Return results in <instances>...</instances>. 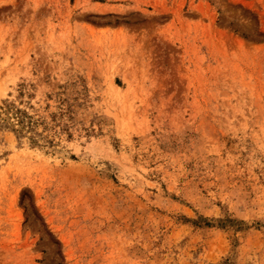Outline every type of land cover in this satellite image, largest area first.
Returning a JSON list of instances; mask_svg holds the SVG:
<instances>
[{
  "label": "rangeland",
  "instance_id": "obj_1",
  "mask_svg": "<svg viewBox=\"0 0 264 264\" xmlns=\"http://www.w3.org/2000/svg\"><path fill=\"white\" fill-rule=\"evenodd\" d=\"M0 264H264V0H0Z\"/></svg>",
  "mask_w": 264,
  "mask_h": 264
},
{
  "label": "trees",
  "instance_id": "obj_2",
  "mask_svg": "<svg viewBox=\"0 0 264 264\" xmlns=\"http://www.w3.org/2000/svg\"><path fill=\"white\" fill-rule=\"evenodd\" d=\"M21 122V121H20Z\"/></svg>",
  "mask_w": 264,
  "mask_h": 264
}]
</instances>
